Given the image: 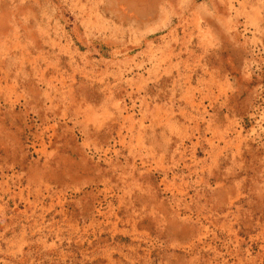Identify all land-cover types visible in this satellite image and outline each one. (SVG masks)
I'll return each mask as SVG.
<instances>
[{
	"label": "rangeland",
	"instance_id": "obj_1",
	"mask_svg": "<svg viewBox=\"0 0 264 264\" xmlns=\"http://www.w3.org/2000/svg\"><path fill=\"white\" fill-rule=\"evenodd\" d=\"M0 264H264V0H0Z\"/></svg>",
	"mask_w": 264,
	"mask_h": 264
}]
</instances>
